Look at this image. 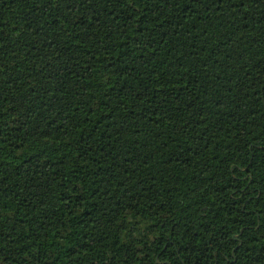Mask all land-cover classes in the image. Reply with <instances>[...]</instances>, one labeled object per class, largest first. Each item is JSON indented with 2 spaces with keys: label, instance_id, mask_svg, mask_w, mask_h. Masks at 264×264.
Listing matches in <instances>:
<instances>
[{
  "label": "trees",
  "instance_id": "obj_1",
  "mask_svg": "<svg viewBox=\"0 0 264 264\" xmlns=\"http://www.w3.org/2000/svg\"><path fill=\"white\" fill-rule=\"evenodd\" d=\"M0 264H264V0H0Z\"/></svg>",
  "mask_w": 264,
  "mask_h": 264
}]
</instances>
